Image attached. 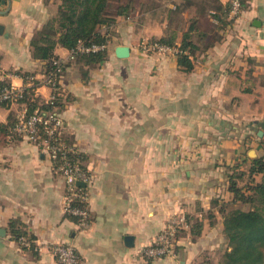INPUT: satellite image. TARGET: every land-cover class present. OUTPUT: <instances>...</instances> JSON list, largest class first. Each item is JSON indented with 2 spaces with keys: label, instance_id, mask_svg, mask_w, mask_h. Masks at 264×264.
Instances as JSON below:
<instances>
[{
  "label": "crops",
  "instance_id": "0c3cea01",
  "mask_svg": "<svg viewBox=\"0 0 264 264\" xmlns=\"http://www.w3.org/2000/svg\"><path fill=\"white\" fill-rule=\"evenodd\" d=\"M129 1L131 16L100 29L109 31L107 60L87 76L81 64L69 63L60 79L63 130L92 176L87 230L64 215L65 180L47 155L7 132L22 106H0V264H57L46 248L52 244L73 245L78 264L209 261L206 254L223 236L212 203L231 200V171L264 160V0H246L224 30L216 29L214 16L228 0ZM55 13L44 0H0V69L7 82L22 84L15 72H44L30 40ZM167 31L175 49L189 33V71L176 54L141 51ZM214 31L220 40L210 44ZM121 46L127 58L116 57ZM54 53L65 59L69 51L57 46ZM37 93L44 101L49 96L43 86ZM198 210L205 216L198 239L184 228L173 256L144 261L143 249L168 220L197 217ZM11 222L33 239L31 248L14 240Z\"/></svg>",
  "mask_w": 264,
  "mask_h": 264
},
{
  "label": "trees",
  "instance_id": "16d2710c",
  "mask_svg": "<svg viewBox=\"0 0 264 264\" xmlns=\"http://www.w3.org/2000/svg\"><path fill=\"white\" fill-rule=\"evenodd\" d=\"M44 2L55 5L56 13L33 34L30 40L32 57L44 62V72L49 70L53 61L58 59L54 53L57 46L69 51L81 42L100 45L107 43L108 45L109 31L102 34L100 29L102 27L109 28L116 23L118 18H127L134 11L133 3L129 0H44ZM216 7H219L216 10L219 14L214 16L216 29L224 30L231 27L234 21L229 19L228 16L229 2L223 6L216 5ZM245 7L246 0H242L241 13ZM188 34H184L180 46L177 47L179 53L176 54L178 64L185 67L187 71L192 66L188 59L189 55H186L185 52L192 54L194 49V45L189 41ZM218 40L220 38L215 32V37L213 36L210 44ZM149 44L175 47L173 31H167L162 38L149 41ZM106 60L107 52L105 50L77 55L70 63L81 64L86 68L83 75L87 76L89 70L100 66ZM15 74L22 78L35 75L34 73L21 72H15ZM8 84L7 81L0 82L2 87ZM61 101L62 98L55 101L53 106H50L39 96H35L33 89H31L19 105L25 106L28 114L37 109L40 112L55 109L56 112L60 113L63 108ZM0 106L8 107L9 104ZM15 123L16 120L12 122L7 132L10 135L17 136L12 131ZM0 132H2L1 125ZM60 138L68 146H72L75 151L74 154H68L69 159L86 170L84 155L77 151L74 143L68 138L64 130L61 131ZM256 177H261L259 182L256 181ZM228 192L231 195L229 202L215 200L212 203V207L217 208L222 217V234L227 246L219 264H264V160H252L245 172L236 171L235 169L231 171L228 176ZM238 205L247 206V208L241 209ZM197 212L199 214L197 217H186V228L192 241L201 236L205 218L201 210ZM206 217L213 226V215L208 213ZM10 230L17 242L22 237L33 241L17 222L10 223ZM184 231L179 230L176 238L182 236Z\"/></svg>",
  "mask_w": 264,
  "mask_h": 264
},
{
  "label": "built area",
  "instance_id": "2783aa9c",
  "mask_svg": "<svg viewBox=\"0 0 264 264\" xmlns=\"http://www.w3.org/2000/svg\"><path fill=\"white\" fill-rule=\"evenodd\" d=\"M228 2L230 4L229 19L235 21L241 14L242 0H228ZM111 27L112 25L109 28ZM106 49L107 43L101 45L78 43L76 47L69 50L65 59L58 58L53 61L50 69L41 73V75L19 77L22 81L19 86L12 83L3 87L0 86V105L20 104V101L25 98L29 90L33 89V94L38 96L37 90L43 86L49 90V96L45 103L53 106L55 101L64 97L60 79L67 65L77 55L97 53ZM140 49L145 54L154 52L179 53L178 49L149 43L142 44ZM8 78L9 75L0 69V82H4ZM27 112L25 106H22L12 131L15 135L45 153L54 169L63 177L66 189L63 197V213L66 217L73 218L78 231L83 232L88 229L90 223L87 206L89 199L87 185L91 182L92 176L87 170L82 169L78 163L69 159L68 154H74L75 151L72 146H68L60 138L61 131H63V121L60 113L56 112L55 109L46 112H40L37 109L30 114ZM78 183H83L85 186L80 187ZM185 222L184 217L168 220L164 229L155 237L153 244L143 249L144 261L173 256L177 233L186 226ZM18 243L23 248H31L33 245V242L26 237L20 238ZM46 248L57 264L79 263L77 251L71 244H52L47 245Z\"/></svg>",
  "mask_w": 264,
  "mask_h": 264
},
{
  "label": "rangeland",
  "instance_id": "374dc122",
  "mask_svg": "<svg viewBox=\"0 0 264 264\" xmlns=\"http://www.w3.org/2000/svg\"><path fill=\"white\" fill-rule=\"evenodd\" d=\"M112 26H114V25H112ZM238 207L241 209L247 208V206H241V205H238ZM184 228H186V226ZM184 228H182L180 230H183ZM226 247H227L226 242H225L223 236H222L221 240L216 239V245L214 247V251H211L210 253L206 254V256H205L207 259H209V261L205 260V258H202L201 264H204V263L205 264H219V262L221 261L223 252L226 249Z\"/></svg>",
  "mask_w": 264,
  "mask_h": 264
},
{
  "label": "water",
  "instance_id": "95a60500",
  "mask_svg": "<svg viewBox=\"0 0 264 264\" xmlns=\"http://www.w3.org/2000/svg\"><path fill=\"white\" fill-rule=\"evenodd\" d=\"M115 54H116V57L119 59L127 58L129 56V49L128 47H123V46L117 47L115 49ZM253 155H254V152L250 151L249 156L253 157ZM78 186L84 187L85 185L83 183H78Z\"/></svg>",
  "mask_w": 264,
  "mask_h": 264
}]
</instances>
